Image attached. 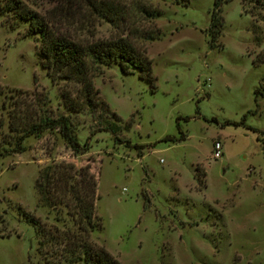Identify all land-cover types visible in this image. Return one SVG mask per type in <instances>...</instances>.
Masks as SVG:
<instances>
[{
	"label": "rangeland",
	"instance_id": "374dc122",
	"mask_svg": "<svg viewBox=\"0 0 264 264\" xmlns=\"http://www.w3.org/2000/svg\"><path fill=\"white\" fill-rule=\"evenodd\" d=\"M21 1L73 38L121 33L83 0ZM212 1L122 0L153 82L115 64L100 67L92 81L109 112L101 115L66 111L58 96L64 84L39 66L34 36L0 17V90L27 92L25 104L32 91L46 94L49 113L67 115L80 144L88 139L87 150L74 154L56 130L43 131L11 153L0 136V264H42L22 211L55 224L37 203L35 182L59 163L87 166L97 179L101 227L90 240L120 264H264V0L222 3L213 46ZM134 3L159 15L140 16ZM145 31L159 35L145 41ZM10 106L0 96L2 135ZM105 119L120 126L117 141L101 130ZM133 145L143 146L140 155Z\"/></svg>",
	"mask_w": 264,
	"mask_h": 264
},
{
	"label": "trees",
	"instance_id": "16d2710c",
	"mask_svg": "<svg viewBox=\"0 0 264 264\" xmlns=\"http://www.w3.org/2000/svg\"><path fill=\"white\" fill-rule=\"evenodd\" d=\"M98 15L110 23L121 33L109 39L87 40L73 38L54 30L36 11L27 7L21 0H0V17L7 21L8 26L16 28L22 24L25 35H32L36 41L35 55L39 66L51 81L64 84L58 96L63 108L70 113L88 110L91 113L107 110L106 104L99 98L98 90L93 85V75L100 67L117 65L122 72L138 71L152 85L151 61L143 49L138 48L133 40L132 28L128 11L122 0H83ZM230 0H213L209 13L208 34L212 42L221 32L223 18L221 4ZM140 16L154 18L159 13L146 8L143 4H133ZM158 31H145L141 39L154 40ZM21 95H28L21 90H10L0 96L11 103L7 111V143L11 145V153L24 150L23 140L28 136H38L43 131L56 130L64 144L72 153H84L87 140L80 144L73 132L67 115L52 116L46 106L49 98L46 94L30 93L32 100L25 104ZM3 107V104L1 105ZM113 120L118 117L110 112ZM100 117V116H99ZM3 122L0 120V129ZM120 126L111 120H104L101 130L109 131L117 141L116 133ZM180 139H183L180 136ZM165 141H175L165 137ZM129 145L128 141H124ZM140 155L142 145H133ZM198 172L195 168V172ZM46 174V173H44ZM198 182L199 174H195ZM36 180L37 203L46 207L52 214L55 224H47L31 213L22 211L25 221L31 225L35 241L36 255L42 264H120L102 246L90 240L93 231H98L101 222L96 214L97 179L87 166L78 170L71 163H59L50 173Z\"/></svg>",
	"mask_w": 264,
	"mask_h": 264
},
{
	"label": "built area",
	"instance_id": "2783aa9c",
	"mask_svg": "<svg viewBox=\"0 0 264 264\" xmlns=\"http://www.w3.org/2000/svg\"><path fill=\"white\" fill-rule=\"evenodd\" d=\"M220 145L218 142H215L213 144V149H212V156L213 158H218L220 156Z\"/></svg>",
	"mask_w": 264,
	"mask_h": 264
}]
</instances>
